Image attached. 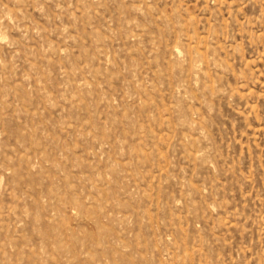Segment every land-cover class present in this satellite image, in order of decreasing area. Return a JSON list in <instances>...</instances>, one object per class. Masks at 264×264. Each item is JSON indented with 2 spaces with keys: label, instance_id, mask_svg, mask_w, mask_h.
Returning <instances> with one entry per match:
<instances>
[{
  "label": "rangeland",
  "instance_id": "374dc122",
  "mask_svg": "<svg viewBox=\"0 0 264 264\" xmlns=\"http://www.w3.org/2000/svg\"><path fill=\"white\" fill-rule=\"evenodd\" d=\"M0 264H264V0H0Z\"/></svg>",
  "mask_w": 264,
  "mask_h": 264
},
{
  "label": "bare ground",
  "instance_id": "6f19581e",
  "mask_svg": "<svg viewBox=\"0 0 264 264\" xmlns=\"http://www.w3.org/2000/svg\"><path fill=\"white\" fill-rule=\"evenodd\" d=\"M137 38V37H136ZM173 56V55H172ZM198 76V75H197ZM74 103V102H73Z\"/></svg>",
  "mask_w": 264,
  "mask_h": 264
}]
</instances>
